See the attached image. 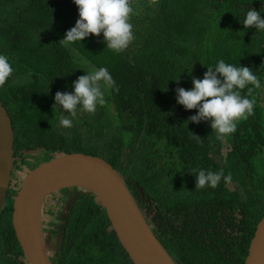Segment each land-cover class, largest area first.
<instances>
[{
    "label": "trees",
    "instance_id": "obj_1",
    "mask_svg": "<svg viewBox=\"0 0 264 264\" xmlns=\"http://www.w3.org/2000/svg\"><path fill=\"white\" fill-rule=\"evenodd\" d=\"M131 7L134 39L117 54L102 33L67 47L59 42L78 19L74 0H0V54L13 68L0 100L11 118L13 148L103 157L176 264H244L264 212V171L254 162L264 145V30L245 29L242 21L250 9L264 18V0H157L152 6L131 0ZM82 58L107 68L119 92L106 90L104 106L94 114L78 107L68 116L73 126L61 127L68 114L53 109L54 96L71 93L73 81L94 71L80 64ZM221 59L252 69L260 87L241 91L255 100L254 115L217 139L209 121L188 120L197 109L178 104L175 89L190 90L192 77L203 79L207 66ZM77 123L86 125L85 134ZM221 144L227 148L223 161ZM124 146L130 147L126 155ZM193 169L222 170L231 180L196 189ZM229 182L239 188L229 189ZM11 195L8 190L0 212V264H27L11 222ZM80 208L85 224L77 227L71 264H133L100 203Z\"/></svg>",
    "mask_w": 264,
    "mask_h": 264
},
{
    "label": "water",
    "instance_id": "obj_2",
    "mask_svg": "<svg viewBox=\"0 0 264 264\" xmlns=\"http://www.w3.org/2000/svg\"><path fill=\"white\" fill-rule=\"evenodd\" d=\"M13 141L11 118L0 100V212L12 180ZM19 174L11 222L27 264H52L43 237V203L52 192L68 187H83L94 193L133 264H176L152 231L124 179L103 157L84 152L56 153ZM244 264H264V212L249 242Z\"/></svg>",
    "mask_w": 264,
    "mask_h": 264
},
{
    "label": "clouds",
    "instance_id": "obj_3",
    "mask_svg": "<svg viewBox=\"0 0 264 264\" xmlns=\"http://www.w3.org/2000/svg\"><path fill=\"white\" fill-rule=\"evenodd\" d=\"M74 3L78 8V19L59 41L63 46L80 42L90 34L99 36L102 33L107 48L118 54L134 39L133 26L129 22L133 13L131 0H74ZM156 3L157 0H149V6ZM242 24L245 29L254 27L264 30V18L254 9L246 13ZM12 73L13 68L8 58L0 54V87L4 86ZM174 80L178 82V78ZM192 85L190 90L182 87L175 89L176 102L186 110L197 109L196 114L188 120L193 123L209 121L217 139L235 133L239 121L254 115L255 100L241 96V91L248 85L260 87L259 79L249 67H236L221 59L214 67L207 66L203 79L192 77ZM109 89L119 92L107 68L101 67L73 81L71 93L56 92L53 109L68 114L61 118V127L73 126L68 116L75 117L78 107L94 114L98 105L104 106L107 103L105 91ZM252 92L253 88L249 87L248 96ZM193 139L199 142L200 137L193 134ZM190 173L196 174V189L215 188L222 178L226 182L231 180V174L225 176L222 170L206 172L203 169H193Z\"/></svg>",
    "mask_w": 264,
    "mask_h": 264
},
{
    "label": "flooded vegetation",
    "instance_id": "obj_4",
    "mask_svg": "<svg viewBox=\"0 0 264 264\" xmlns=\"http://www.w3.org/2000/svg\"><path fill=\"white\" fill-rule=\"evenodd\" d=\"M76 128L84 132H87L86 125L77 123ZM51 155L50 152H45L43 149L34 148L29 149H14L13 148V169H12V180L10 183L9 190L12 192L11 205L13 197L16 194L20 179L18 174L25 170L32 169L44 159V154ZM21 177V175L19 176ZM230 184H234V188H229ZM231 190H236L239 186L236 183L229 182L227 184ZM240 190L244 193L243 189ZM243 195L240 194V197ZM7 198V197H6ZM6 201V199H5ZM97 201L90 190L83 187H68L52 192L46 197L43 203V237L46 243L48 255L52 264H71V251L74 248L75 235L77 233V227L82 228L85 221L80 218L81 205L84 204L87 208L91 207V202ZM98 202V201H97ZM76 204H80L76 206ZM97 211L96 209H93ZM237 215V212L234 213ZM252 217L249 216L251 221ZM121 255V249L117 248ZM83 248L79 253V260L83 258ZM122 256V255H121ZM23 264V261L20 262Z\"/></svg>",
    "mask_w": 264,
    "mask_h": 264
},
{
    "label": "rangeland",
    "instance_id": "obj_5",
    "mask_svg": "<svg viewBox=\"0 0 264 264\" xmlns=\"http://www.w3.org/2000/svg\"><path fill=\"white\" fill-rule=\"evenodd\" d=\"M79 61H80V64L83 65L85 68L92 69V70H98L96 67L92 66L90 64V62L87 59H85V58L79 59ZM260 99H261V104H262L263 110H264V86H263V88H262V90L260 92ZM109 109L112 110V106H109ZM263 121H264V117H263ZM73 122H74V120L72 121V123ZM112 127H113V129L111 128V132L112 131H116L115 130V126L113 124H112ZM210 128H211V126H210ZM111 132H108V134H110ZM220 148H221L220 149L221 150V155L218 156V157L220 158V161H223L224 160V155H225V153L227 151V148L225 147L224 144H221ZM129 152H130V147L129 146H124V148L122 149V153H124L126 155V153L128 154ZM49 158H50V155H47V153H45L44 154V159H42V161H45V160H47ZM42 161H40V162H42ZM254 162L258 164L259 171L263 172L264 171V145H263V147L261 149V152L258 153L257 158L254 159ZM39 163H36V165H38ZM20 175L21 174H18V178L19 179H20V177H19ZM234 187H235L234 184H230L229 185V188H234Z\"/></svg>",
    "mask_w": 264,
    "mask_h": 264
}]
</instances>
